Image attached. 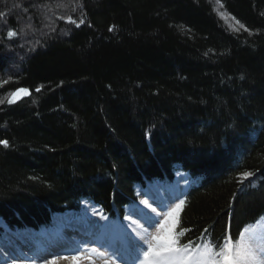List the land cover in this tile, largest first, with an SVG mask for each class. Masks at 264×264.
<instances>
[{
    "label": "trees",
    "instance_id": "1",
    "mask_svg": "<svg viewBox=\"0 0 264 264\" xmlns=\"http://www.w3.org/2000/svg\"><path fill=\"white\" fill-rule=\"evenodd\" d=\"M153 184L157 255L222 264L264 221V0H0V222L118 225Z\"/></svg>",
    "mask_w": 264,
    "mask_h": 264
},
{
    "label": "rangeland",
    "instance_id": "2",
    "mask_svg": "<svg viewBox=\"0 0 264 264\" xmlns=\"http://www.w3.org/2000/svg\"><path fill=\"white\" fill-rule=\"evenodd\" d=\"M26 95L25 92H21L16 98L21 99ZM248 181H251V178L248 177ZM159 187V185L153 184V186L149 187L148 192H142L140 195V212H130L127 223L118 229L116 228V234L119 236L115 237L114 240L117 243L125 241V244L132 248H140L142 256L149 252L139 262L126 260L127 262L122 263L121 261H116L113 253L118 250H115L114 246L107 243H98V241L95 242L92 236L84 237L85 235L80 231V233H76L78 230L70 228L79 227L81 224H85L91 229L96 226L101 227V225L105 227L106 225L101 222L96 212H90V216L84 215L85 223L72 221L70 224L67 221V217L57 215L54 217V221L58 225V230L38 236H32L29 232L21 234L20 237H23L28 247H25L23 252L28 255L29 261L33 264H65L66 261H74V264H188V262L183 263L181 261L180 255L177 256V259L173 258L175 255H167L165 252L157 255L163 249L160 243L167 236L165 230L167 231L170 228L169 218L173 215L176 208L175 194L166 193L164 190L163 192ZM106 228L109 229V232H112L109 226H106ZM141 232L145 235V241L143 242L146 245L142 244L143 247H138L137 243L138 245L140 243L138 237H140ZM8 233L9 231L5 240L0 242V264L9 262L11 258L14 259L9 254L16 253L18 250L19 238H16L15 233ZM67 236L79 237L76 240L77 244L80 240L83 242L80 245L73 244L71 240L67 239ZM29 248L32 250H29ZM133 250L130 249L124 252ZM2 255L6 258L3 259ZM229 256L224 258L223 264H264V225L261 224L246 231L235 248L231 259ZM17 260L22 263L27 261L25 257L21 256Z\"/></svg>",
    "mask_w": 264,
    "mask_h": 264
},
{
    "label": "bare ground",
    "instance_id": "3",
    "mask_svg": "<svg viewBox=\"0 0 264 264\" xmlns=\"http://www.w3.org/2000/svg\"><path fill=\"white\" fill-rule=\"evenodd\" d=\"M75 222H77V221H75ZM0 226H2L3 228L6 229V231L4 232V234H2L0 236V242H2V241L5 240L8 231L11 232V233H15L16 234V238H19L18 241H20L19 244H18L19 246H18L17 252L16 253L9 254L10 257H13L14 259L11 258L9 260L8 264L13 263V262H16V263H19V264H26V263L20 262L19 260H17V258H19L21 256L23 258L25 257V259H29L28 255H26L25 252H23V251H25V247L28 248L27 247V242L25 240H23V237H20L21 236L20 233L9 230L6 227V225H5L4 222H0ZM70 228H72V230H78V231H76V233L80 231L83 235H85L84 237H90V236H92V238H94V241L95 242L98 241V243H102V244L107 243L108 245L114 246L115 247V250H118L117 252L113 253L114 254V258L117 261H121L122 263L123 262H127L126 260H132V261H135V262L137 261L138 262V260L140 259L139 258L140 257L139 254L141 253L140 248L139 249L132 248L131 246L126 245L123 241L122 242L119 241V243H117L114 240L115 239L114 235L111 232H109V229H107L106 226L104 227V226L101 225V227H97L96 226V227H94V228L91 229V227H87L85 224H81V225H79V227H70ZM26 232L28 233V232H30V230L29 231H26ZM11 233H8V234H11ZM41 234H43V233H41ZM107 236L109 237L108 239H107ZM78 238L79 237H69V236H67V239L71 240V243L76 244V245H80L81 242H83V241L80 240L79 243L77 244L76 240ZM105 239L107 241H103ZM138 241L140 242L139 245L137 243V246L138 247L139 246L140 247H143V245H146L143 242V241H145V235L142 232L140 233V237H138ZM236 247H237V245H234V246L232 245L231 248L229 249V253H234ZM130 249H134V250L133 251H130V252H124V251H129ZM29 250H32V249L29 248ZM122 252H124V253H122ZM24 254H25V256H24ZM1 257L3 259L6 258L4 255H2ZM74 263H75L74 261H72V262L71 261H66L65 264H74Z\"/></svg>",
    "mask_w": 264,
    "mask_h": 264
}]
</instances>
